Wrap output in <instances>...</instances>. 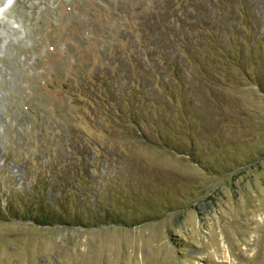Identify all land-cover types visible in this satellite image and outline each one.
I'll use <instances>...</instances> for the list:
<instances>
[{
    "label": "rangeland",
    "instance_id": "1",
    "mask_svg": "<svg viewBox=\"0 0 264 264\" xmlns=\"http://www.w3.org/2000/svg\"><path fill=\"white\" fill-rule=\"evenodd\" d=\"M164 1L0 0V264H264V12L189 48L164 139L97 106Z\"/></svg>",
    "mask_w": 264,
    "mask_h": 264
},
{
    "label": "trees",
    "instance_id": "2",
    "mask_svg": "<svg viewBox=\"0 0 264 264\" xmlns=\"http://www.w3.org/2000/svg\"><path fill=\"white\" fill-rule=\"evenodd\" d=\"M259 5V9L254 8ZM259 10L264 12V4L258 0H166L155 5L150 2L149 14L143 13L139 18L143 22L142 30L137 28L140 35L131 44L135 50L130 48L120 55L114 62L116 68L112 67L108 76H100L101 72L93 75L92 79L101 82V92L95 96V100L101 101L97 106L115 123L132 127L133 130L125 132L130 136L143 138L144 128H155L157 138L164 139L159 129L167 124L163 122V110L173 109L169 105L178 102V96L184 92L178 93L184 87L191 90V85L180 79L181 72L187 78L185 65L195 62L188 55L189 48L206 49L204 43L215 42L218 30L225 33L227 29H230L227 46L236 47L241 38L231 31L232 27H225L226 22L235 20V25L248 28L251 19L257 22ZM190 29L194 33L186 35ZM203 29L216 36L196 35V30ZM191 80L195 79L191 77L190 83ZM39 217L44 222L59 218L55 212L42 213Z\"/></svg>",
    "mask_w": 264,
    "mask_h": 264
},
{
    "label": "snow or ice",
    "instance_id": "3",
    "mask_svg": "<svg viewBox=\"0 0 264 264\" xmlns=\"http://www.w3.org/2000/svg\"><path fill=\"white\" fill-rule=\"evenodd\" d=\"M11 2V0H9V3Z\"/></svg>",
    "mask_w": 264,
    "mask_h": 264
}]
</instances>
